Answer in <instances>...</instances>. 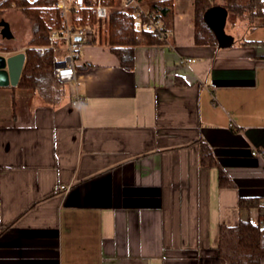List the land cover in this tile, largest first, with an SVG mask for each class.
<instances>
[{
    "label": "crops",
    "instance_id": "obj_1",
    "mask_svg": "<svg viewBox=\"0 0 264 264\" xmlns=\"http://www.w3.org/2000/svg\"><path fill=\"white\" fill-rule=\"evenodd\" d=\"M172 11L132 69L98 38L73 80L0 86V264H228L221 225L261 216L240 198L264 204V16L198 45L195 0ZM205 144L233 186L201 164Z\"/></svg>",
    "mask_w": 264,
    "mask_h": 264
},
{
    "label": "trees",
    "instance_id": "obj_2",
    "mask_svg": "<svg viewBox=\"0 0 264 264\" xmlns=\"http://www.w3.org/2000/svg\"><path fill=\"white\" fill-rule=\"evenodd\" d=\"M46 2V0H41L35 5L25 3L19 8L33 21V32L25 49V65L16 86L42 92L61 81L55 75L54 49L49 47L43 50L41 48L49 44L50 24L45 17ZM145 4L149 8L158 10L164 20L165 32L136 29L130 10L112 9L105 20H98L95 15H92L93 22L95 21L98 25V33L102 31L105 23L109 24L110 34L105 42L118 56L121 66L126 69L134 68L135 51L139 45L165 43L173 24L174 0H147ZM215 6L225 7L228 16L233 20L232 23L243 21L248 23L249 27L253 26L256 17L264 16V0H195V22L197 24L195 43L198 45H220L217 33L206 19L207 11ZM4 7L8 8L10 5H1L0 12ZM241 38L243 37H240V40ZM1 43L0 48L3 50L17 49L12 46H2ZM201 164L218 166L220 185L233 186L232 177L219 164L214 151L207 144L201 147ZM240 207L243 210L259 208L262 214L258 218L241 219L236 225H221L217 243L218 254L228 264H264V204L260 197H242Z\"/></svg>",
    "mask_w": 264,
    "mask_h": 264
},
{
    "label": "built area",
    "instance_id": "obj_3",
    "mask_svg": "<svg viewBox=\"0 0 264 264\" xmlns=\"http://www.w3.org/2000/svg\"><path fill=\"white\" fill-rule=\"evenodd\" d=\"M41 0H0V6L9 4L10 8H21L25 3L38 4ZM45 7L52 9L49 44L42 46L54 49L55 75L60 80H73L77 77V64L86 44L98 39V20H105L112 9L130 10L134 27L138 30L165 32L164 20L158 10L146 6L145 0H46ZM62 55L57 56V52ZM186 61H194L192 58ZM184 60V61H185ZM86 97L78 95L73 103H84ZM252 154L264 161V148L252 149ZM58 189L68 191L70 186L60 185Z\"/></svg>",
    "mask_w": 264,
    "mask_h": 264
},
{
    "label": "rangeland",
    "instance_id": "obj_4",
    "mask_svg": "<svg viewBox=\"0 0 264 264\" xmlns=\"http://www.w3.org/2000/svg\"><path fill=\"white\" fill-rule=\"evenodd\" d=\"M147 0H145L146 2ZM46 9L45 17L50 23V16L52 14L51 11ZM232 19L228 17L226 18L222 27L218 30L221 36L228 32H232L233 34L237 33H243L245 31V28L249 25L248 23L244 24L241 23V21H237L232 23ZM6 22L9 24L11 33L13 35L12 38L7 39L3 37L2 34V28L3 26L0 24V42L1 45L5 46H12L17 48L16 50H19L18 52L25 53V49L27 48L28 41L32 35L33 32V21L26 16V14L19 8H10V7H4L2 8V11L0 12V23ZM110 34V27L108 23H105L102 27V31L98 33V38H101L102 41L105 43V39L108 38ZM102 35V36H100ZM1 52L9 53L11 50H3L0 48ZM14 51V50H12ZM57 56L62 55V53L59 51L56 53ZM254 218H258V211H256L255 214H253Z\"/></svg>",
    "mask_w": 264,
    "mask_h": 264
},
{
    "label": "water",
    "instance_id": "obj_5",
    "mask_svg": "<svg viewBox=\"0 0 264 264\" xmlns=\"http://www.w3.org/2000/svg\"><path fill=\"white\" fill-rule=\"evenodd\" d=\"M228 12L223 6H215L209 9L206 13L207 22L217 33L220 45L229 46L235 42V38L232 35L224 34L220 35L218 30L222 27ZM2 28V34L6 38H12L9 24L6 22L0 23ZM25 53H0V86L16 85L19 82L22 70L25 65Z\"/></svg>",
    "mask_w": 264,
    "mask_h": 264
}]
</instances>
